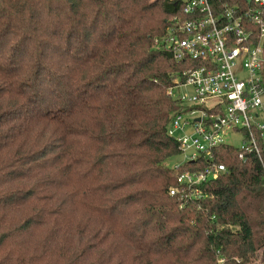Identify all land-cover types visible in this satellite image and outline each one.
I'll return each mask as SVG.
<instances>
[{"label":"trees","instance_id":"trees-1","mask_svg":"<svg viewBox=\"0 0 264 264\" xmlns=\"http://www.w3.org/2000/svg\"><path fill=\"white\" fill-rule=\"evenodd\" d=\"M182 5L0 0V264H264V142L167 164L168 91L195 64L155 39Z\"/></svg>","mask_w":264,"mask_h":264},{"label":"built area","instance_id":"built-area-1","mask_svg":"<svg viewBox=\"0 0 264 264\" xmlns=\"http://www.w3.org/2000/svg\"><path fill=\"white\" fill-rule=\"evenodd\" d=\"M181 14L171 19L167 32L155 39V48L176 62H191L168 96L180 108L171 116L168 134L185 154V162L213 159V150L230 145L241 135L239 158L257 154L264 142V0L243 8L221 0H182ZM190 94L175 100L180 89ZM185 103L190 106L185 107ZM178 134V135H177ZM227 168L211 163L200 172L179 175L178 183L193 187L219 179ZM194 188V187H193ZM195 199L202 197L198 188ZM171 195L176 190H171ZM220 258L218 264H225Z\"/></svg>","mask_w":264,"mask_h":264},{"label":"rangeland","instance_id":"rangeland-1","mask_svg":"<svg viewBox=\"0 0 264 264\" xmlns=\"http://www.w3.org/2000/svg\"><path fill=\"white\" fill-rule=\"evenodd\" d=\"M190 90H191L190 88L177 90L175 93V100L178 99L179 95H181V96L189 95ZM190 105H191L190 103L184 104L185 107L190 106ZM241 140H242V136L236 135L235 137H233V139L231 137H228L226 141L228 144H231L235 147H240L241 146ZM185 161H186V156H185V154L181 153L178 156L172 158L170 161H168L167 164H168V166L173 168L177 165H182L183 163H185ZM254 264H262L261 253H259L258 256L255 258Z\"/></svg>","mask_w":264,"mask_h":264},{"label":"water","instance_id":"water-1","mask_svg":"<svg viewBox=\"0 0 264 264\" xmlns=\"http://www.w3.org/2000/svg\"><path fill=\"white\" fill-rule=\"evenodd\" d=\"M248 2H250L251 0H247Z\"/></svg>","mask_w":264,"mask_h":264}]
</instances>
